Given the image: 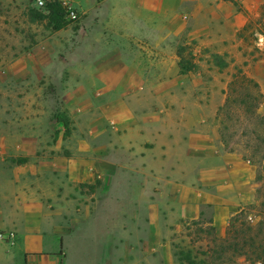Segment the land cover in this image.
<instances>
[{
  "label": "rangeland",
  "instance_id": "374dc122",
  "mask_svg": "<svg viewBox=\"0 0 264 264\" xmlns=\"http://www.w3.org/2000/svg\"><path fill=\"white\" fill-rule=\"evenodd\" d=\"M43 1L0 0V264H254L213 252L264 247V0Z\"/></svg>",
  "mask_w": 264,
  "mask_h": 264
},
{
  "label": "trees",
  "instance_id": "16d2710c",
  "mask_svg": "<svg viewBox=\"0 0 264 264\" xmlns=\"http://www.w3.org/2000/svg\"><path fill=\"white\" fill-rule=\"evenodd\" d=\"M46 8V15H39V19H46L49 26L53 30H60L66 26V22L64 20L65 15L67 14L66 8L63 6L62 2L59 0H48L45 4ZM182 65V63H180ZM182 69H185V67H181ZM187 68V67H186ZM23 162V161H21ZM196 222H193L195 224ZM210 230L213 232L215 231L214 226L210 227ZM229 234L232 233L234 238H241L243 242L241 244H238L237 246L231 247L228 245L226 248H224L223 244H217V249L214 250L213 254L214 256L218 257L220 255L223 256L225 254L226 249H232L233 255L238 257H244L245 260L249 261L252 260L253 263L262 264L261 260L264 259V247L263 251L257 252L254 248L256 244V238L260 231H253V227H250L247 225V223L244 220H240L238 216H235L231 219V222L229 224L228 228ZM255 232V233H254ZM217 240V238L215 239ZM249 246L250 251H246L244 249V246ZM177 258L181 263L185 264H195V262L191 259L190 252H178ZM252 263V262H251Z\"/></svg>",
  "mask_w": 264,
  "mask_h": 264
},
{
  "label": "crops",
  "instance_id": "0c3cea01",
  "mask_svg": "<svg viewBox=\"0 0 264 264\" xmlns=\"http://www.w3.org/2000/svg\"><path fill=\"white\" fill-rule=\"evenodd\" d=\"M242 183L245 185V190L242 189L241 194L238 196H235L233 199H226L223 198L222 201L217 205H215V215L213 216V226L215 227V231L219 236H222L225 231V227L227 225V220L231 215V208L236 205L235 201H241V203H248L252 200V183L249 180H242L240 179ZM249 183V184H247ZM242 186V185H241ZM218 196H220V193L218 192ZM221 198V197H220ZM235 210L236 207H235Z\"/></svg>",
  "mask_w": 264,
  "mask_h": 264
},
{
  "label": "built area",
  "instance_id": "2783aa9c",
  "mask_svg": "<svg viewBox=\"0 0 264 264\" xmlns=\"http://www.w3.org/2000/svg\"><path fill=\"white\" fill-rule=\"evenodd\" d=\"M39 5H43L44 1L43 0H37ZM71 16L74 17V13L70 12Z\"/></svg>",
  "mask_w": 264,
  "mask_h": 264
}]
</instances>
